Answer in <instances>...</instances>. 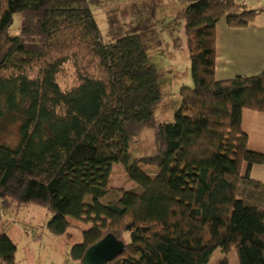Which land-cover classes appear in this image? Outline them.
Segmentation results:
<instances>
[{"label":"trees","instance_id":"obj_1","mask_svg":"<svg viewBox=\"0 0 264 264\" xmlns=\"http://www.w3.org/2000/svg\"><path fill=\"white\" fill-rule=\"evenodd\" d=\"M177 1L192 83L167 122L155 115L168 74L150 59L159 41L143 31L106 40L88 0H0V203L41 205L53 233L78 230L71 264L108 234L125 248L107 264H208L216 252L217 264L231 252L264 264V181L250 175L264 154L242 127L243 110L264 113V71L215 76L218 22L249 27L256 11ZM66 67L73 84L63 88ZM117 167L129 188L111 185ZM16 249L2 229L0 264Z\"/></svg>","mask_w":264,"mask_h":264},{"label":"rangeland","instance_id":"obj_2","mask_svg":"<svg viewBox=\"0 0 264 264\" xmlns=\"http://www.w3.org/2000/svg\"><path fill=\"white\" fill-rule=\"evenodd\" d=\"M88 2L106 40L116 39L133 31L141 33L143 31L144 39L159 41L156 49L150 52V59L158 70L167 71L168 74L166 78L160 80L163 101L157 105L155 115L160 121H172L170 119L180 102L179 89L183 83L188 82L189 77L191 79L187 47L185 49L184 46V50L182 49L183 43L186 42L185 32L178 35L181 26L184 25L181 20H175L178 9L169 0H88ZM179 4L181 5L178 8L182 6V3ZM18 22L17 15L16 23ZM177 26L179 29L170 38L169 34H172ZM178 36L181 41L178 40ZM66 68L58 77V82L63 88L73 84L72 69ZM180 81L182 82L179 85ZM147 143V140L139 138V144ZM250 175L264 181V165H254ZM111 185L115 188L130 187L131 183L123 168H115ZM51 216L52 213L47 208L38 204L2 207L0 203V231L5 229L17 245L15 261L11 264H71L68 253L74 243L81 241V233L76 229H70L62 235L53 233L47 226ZM70 222L80 229L91 226L76 220ZM229 255L230 264H237L233 252ZM223 256L225 254L216 252L208 264H217Z\"/></svg>","mask_w":264,"mask_h":264},{"label":"crops","instance_id":"obj_3","mask_svg":"<svg viewBox=\"0 0 264 264\" xmlns=\"http://www.w3.org/2000/svg\"><path fill=\"white\" fill-rule=\"evenodd\" d=\"M169 1L175 8L180 6L177 0ZM247 6L256 11L252 26L233 29L223 19L216 26L215 76L218 80L257 75L264 71V0H247ZM183 31L184 26H181L179 32ZM184 46L186 49L185 42L182 49ZM187 80L186 84L192 83L190 77ZM242 127L248 134L249 149L264 154V113L243 110Z\"/></svg>","mask_w":264,"mask_h":264},{"label":"water","instance_id":"obj_4","mask_svg":"<svg viewBox=\"0 0 264 264\" xmlns=\"http://www.w3.org/2000/svg\"><path fill=\"white\" fill-rule=\"evenodd\" d=\"M125 244L111 234L91 246L83 257V264H107L122 254Z\"/></svg>","mask_w":264,"mask_h":264},{"label":"built area","instance_id":"obj_5","mask_svg":"<svg viewBox=\"0 0 264 264\" xmlns=\"http://www.w3.org/2000/svg\"><path fill=\"white\" fill-rule=\"evenodd\" d=\"M236 1H239L241 2L242 4H245L247 2V0H236Z\"/></svg>","mask_w":264,"mask_h":264}]
</instances>
